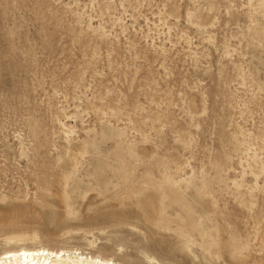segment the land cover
<instances>
[{"label": "rangeland", "instance_id": "1", "mask_svg": "<svg viewBox=\"0 0 264 264\" xmlns=\"http://www.w3.org/2000/svg\"><path fill=\"white\" fill-rule=\"evenodd\" d=\"M264 264V0H0V251Z\"/></svg>", "mask_w": 264, "mask_h": 264}, {"label": "bare ground", "instance_id": "2", "mask_svg": "<svg viewBox=\"0 0 264 264\" xmlns=\"http://www.w3.org/2000/svg\"><path fill=\"white\" fill-rule=\"evenodd\" d=\"M0 264H123L100 253L84 254L78 248H50L44 245H10L0 251Z\"/></svg>", "mask_w": 264, "mask_h": 264}]
</instances>
